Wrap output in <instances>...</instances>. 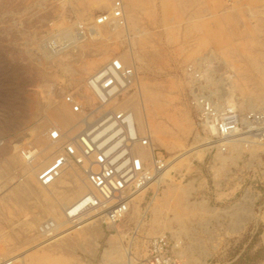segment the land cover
Instances as JSON below:
<instances>
[{"label": "rangeland", "instance_id": "374dc122", "mask_svg": "<svg viewBox=\"0 0 264 264\" xmlns=\"http://www.w3.org/2000/svg\"><path fill=\"white\" fill-rule=\"evenodd\" d=\"M115 1L0 0V264L141 263L164 233L180 241L178 264H264V146L195 156L203 134L190 104L198 88L241 113L264 112V0H121L122 23L77 37L76 23L90 24ZM51 38L62 46L49 49ZM115 57L134 65L130 97L169 165L114 226L88 218L73 226L61 210L83 178L67 170L43 188L33 172L51 153L47 130L76 123L64 94L82 93ZM57 108L70 126L51 121ZM17 146L39 156L25 162ZM47 219L52 237L37 232Z\"/></svg>", "mask_w": 264, "mask_h": 264}, {"label": "built area", "instance_id": "2783aa9c", "mask_svg": "<svg viewBox=\"0 0 264 264\" xmlns=\"http://www.w3.org/2000/svg\"><path fill=\"white\" fill-rule=\"evenodd\" d=\"M123 8L121 0H116L111 10L97 15L90 24L76 23L77 37L86 39L94 35L95 28L122 23ZM57 39H49L47 47H61ZM187 72L199 81L195 68L189 66ZM137 81L134 65L115 57L83 81L82 93L72 91L63 96L76 123L72 130L54 126L47 130L51 153L37 171L36 182L49 188L72 169L83 178L87 190L65 210L68 224L80 226L87 218V222L117 224L128 214L134 197L155 186L166 170L168 158L155 146L149 132L137 124L131 108L123 106L137 90ZM191 93L190 104L198 112V125L210 149L225 153L230 141H238L244 148L264 146L263 112L241 113L234 105L221 103L198 88ZM17 153L25 162L39 156L38 149L25 146H17ZM92 217L95 219L89 220ZM55 224L52 219L44 220L38 234L52 237ZM179 245L170 234H160L149 241L144 260L135 264H178L175 250Z\"/></svg>", "mask_w": 264, "mask_h": 264}, {"label": "bare ground", "instance_id": "6f19581e", "mask_svg": "<svg viewBox=\"0 0 264 264\" xmlns=\"http://www.w3.org/2000/svg\"><path fill=\"white\" fill-rule=\"evenodd\" d=\"M121 60V59H120ZM124 63V62H123ZM141 95V94H140ZM138 96V98H139V100L141 99V96ZM136 96H137V94H136ZM135 96V97H136ZM135 97H129V98H127L125 101H124V103H123V106H126V107H129V108H131V110L134 112V114H135V116H136V121H137V124L140 126V128L141 129H144V130H147L148 132H149V134H150V136H151V131H150V129H149V126H148V124H146V122H145V118H144V115H143V109H142V107H143V105H142V103L140 104L139 103V101H138V99H135ZM138 101V102H137ZM142 105V106H141ZM251 109H254V108H250V111H251ZM260 112H262V111H260ZM264 113V112H263ZM50 117H51V121H52V119L55 121V122H57V124H63V125H67V126H70L69 124L71 123V121L72 120H70V119H68L67 118V114H66V112L63 110V108L62 109H60V108H57V109H55V110H53L52 112H50ZM76 118V117H75ZM75 118H73V120H75ZM76 121V120H75ZM75 123V122H74ZM63 125H62V127H63ZM72 125V124H71ZM75 125V124H74ZM72 127H73V125H72ZM41 128V127H40ZM58 128H59V126H58ZM41 130V129H40ZM39 130V131H40ZM38 136V133H36V134H34L33 133V137L34 138H36ZM152 137V136H151ZM39 138V137H38ZM201 142H200V144H198V145H196L195 146V148H198L197 150H195V151H193L192 152V154H194L195 156H197L196 154V152H198L199 153V155H201V156H203L204 155V153L208 150V149H210L211 147L207 144L208 142L205 140V138L204 137H199L198 138ZM49 146H50V144H49ZM254 146H262V145H259V144H257V145H248L247 146V148L248 149H252ZM227 147L228 148H231V150H235L236 152L238 151V149L239 148H241V147H243L242 146V143H240V142H238V141H230V142H228L227 143ZM189 151V150H188ZM218 152H220V151H218ZM45 153H43V155H44ZM187 153H185V155H186ZM184 156V155H183ZM47 157V156H46ZM185 157H187V155L185 156ZM199 157V156H198ZM12 161V160H11ZM169 161V160H168ZM13 163V162H12ZM168 164H167V167H168V165H169V162H167ZM15 164V163H14ZM42 164V163H41ZM39 166H43V164L42 165H39ZM40 167V168H41ZM167 167H166V170H167ZM37 168V167H36ZM35 168V169H36ZM165 170V171H166ZM30 171V170H29ZM32 171V170H31ZM30 171V172H31ZM38 171V170H37ZM165 171H164V173H165ZM36 172V171H35ZM35 172H33L34 173V177L36 178V173ZM164 173L159 177V179L156 181V184L158 185V182H160V180H161V178H162V176L164 175ZM32 176V175H31ZM81 179V178H80ZM79 178L78 179H76L77 181H75L74 183H73V185H70V186H74L75 187V191H74V193H73V195L72 196H75L74 197V199H73V201L71 200V203L67 206L66 205V207H62V209L63 210H61V212L63 213H61L62 214V216L64 217V219H65V210L67 209V208H69L71 205H73L85 192H86V190H87V185L85 184V182L83 181V179L82 180H80ZM69 186V187H70ZM68 187V186H67ZM65 191V190H64ZM145 191V190H144ZM144 191H142V192H144ZM63 192V191H62ZM66 193V192H65ZM69 195V197H70V194H68ZM137 195H139V194H137ZM136 195V196H137ZM62 196H63V194H62ZM135 196V197H136ZM134 197V198H135ZM133 201H134V199H133ZM56 202V201H55ZM68 202H69V200H68ZM58 204V203H57ZM55 205V204H54ZM59 205V204H58ZM56 206V205H55ZM57 207V206H56ZM59 207H60V205H59ZM66 221V220H65ZM57 222V221H56ZM67 222V221H66ZM82 222H84V220L82 221ZM110 226H114V225H110ZM55 229H56V225H55Z\"/></svg>", "mask_w": 264, "mask_h": 264}]
</instances>
